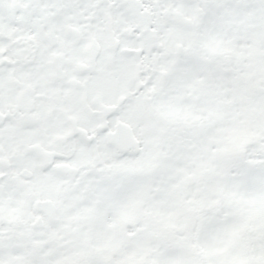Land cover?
Here are the masks:
<instances>
[{
	"label": "snow or ice",
	"instance_id": "1",
	"mask_svg": "<svg viewBox=\"0 0 264 264\" xmlns=\"http://www.w3.org/2000/svg\"><path fill=\"white\" fill-rule=\"evenodd\" d=\"M0 264H264V0H0Z\"/></svg>",
	"mask_w": 264,
	"mask_h": 264
}]
</instances>
